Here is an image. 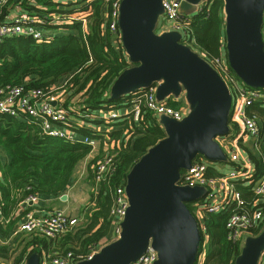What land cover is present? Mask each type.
<instances>
[{
  "label": "trees",
  "instance_id": "1",
  "mask_svg": "<svg viewBox=\"0 0 264 264\" xmlns=\"http://www.w3.org/2000/svg\"><path fill=\"white\" fill-rule=\"evenodd\" d=\"M84 1L81 0V10L91 12L85 32L82 25L77 23L66 26L67 29L62 30L61 34L57 33L50 41L43 43L23 35L6 37L0 42V89L24 85L26 89L41 88L56 93L62 90L65 97L61 106L77 120L74 130L78 137L98 138V133L89 128L88 122L104 123L100 112L117 109L128 98L125 95L111 99V87L124 70L136 63L128 59L121 40L107 27L105 13L110 10V4L104 0ZM34 2L35 5H32L31 0H10L4 7L3 16L9 17L18 12V6L30 13L55 10L59 6V1L55 0ZM224 6L225 0H209L201 11L190 15L196 45L209 57L226 52ZM168 103L175 108L182 106L181 102H172L170 99ZM248 110L258 114L264 134V101L254 103ZM130 120L131 123L119 122L121 128L131 129L130 137H126L123 130L112 134V137L121 141L120 148L115 149L116 168L106 181L97 185V193L93 194L96 208L82 232L87 236L82 241L78 239L81 243L79 250L74 247L65 250L83 253L111 240V209L115 189L126 183L129 171L148 149L166 136L159 117L146 107H143L140 121ZM0 148L9 157L7 163H0V202L6 217H12L6 225L0 221L1 237L12 236L23 215L18 206L27 192H22L18 187L31 184L33 191L39 195H61L72 184L77 166L92 151V146L87 143L44 135L39 121L25 114L1 112ZM251 156L262 173L261 159L253 154ZM95 161L93 159L89 165L92 179L91 166ZM16 209L18 212H15ZM228 218L227 212L206 216L208 241L206 256L201 264H235L241 248L229 238L226 225ZM51 242L30 236L15 264L24 260L25 254L28 259L34 252L42 253ZM203 242L199 255L204 250ZM0 249L3 247L0 246Z\"/></svg>",
  "mask_w": 264,
  "mask_h": 264
},
{
  "label": "water",
  "instance_id": "2",
  "mask_svg": "<svg viewBox=\"0 0 264 264\" xmlns=\"http://www.w3.org/2000/svg\"><path fill=\"white\" fill-rule=\"evenodd\" d=\"M201 0H184V14L197 13ZM226 54L229 66L248 86L264 88V0H225ZM163 0H122L119 27L123 47L135 66L111 87V99L156 86L159 100L185 95L183 120L159 117L166 136L133 165L126 179L129 207L120 236L78 264H133L149 244L158 251L154 264H195L203 240L188 203L204 194L181 186V172L198 155L224 162L216 137L228 135L233 95L219 73L182 42L178 31H156ZM66 198V194L63 195ZM264 231L248 237L235 264H258ZM39 252L26 264H40Z\"/></svg>",
  "mask_w": 264,
  "mask_h": 264
},
{
  "label": "built area",
  "instance_id": "3",
  "mask_svg": "<svg viewBox=\"0 0 264 264\" xmlns=\"http://www.w3.org/2000/svg\"><path fill=\"white\" fill-rule=\"evenodd\" d=\"M10 0H0V42L6 37L23 35L34 38L37 42L50 41L66 26L81 24L83 32L87 28L90 11L81 10V0H55L59 6L55 10L41 13L19 11L9 17L3 16L4 7ZM93 0H85L91 2ZM110 4V10L105 13L108 19L107 27L117 39L122 35L119 27L120 6L122 0H104ZM184 0H163V14L160 17L161 30L178 31L182 35V42L190 46L205 58L219 73L233 95L230 131L227 136L216 137V141L223 149L227 159L216 162L204 155L197 156L189 169L181 172L178 184L188 187H200L204 194L197 200L191 201L190 209L195 216L202 233L203 247L208 241L205 219L209 214L227 212L229 218L227 228L229 238L244 247L246 239L256 237L264 231V134L260 117L248 109L258 101H264V90L245 84L231 69L226 52L220 56L209 57L196 45L191 29V16L184 14L181 6ZM201 0L197 5V12L208 3ZM35 5L34 0H31ZM123 46V43H122ZM124 48V47H123ZM126 53V51H125ZM132 98L131 109L125 116L138 122L142 118L143 107L156 114L169 116L175 120H183L188 113V107L175 108L167 100H159L156 96V86L142 89ZM63 96L41 88L26 89L24 85L8 86L0 89V112L10 115L25 114L39 121L44 135L62 138L67 141L87 143L95 148L97 138L78 137L74 130L75 118L61 104ZM102 119L106 122L120 119L123 112L117 109L101 111ZM224 147H227L225 150ZM251 154L261 159L263 172L260 173ZM117 151L108 150L105 155L96 159L91 166L95 187L106 181L115 171ZM260 173V174H259ZM27 196L20 202L19 208L23 215L18 222L12 237L34 236L56 241L67 233L72 232L78 224V218L65 210H53L41 213L37 208L40 195L33 191L31 184L18 187ZM126 183L119 185L113 195L111 209L112 225L111 241L116 240L122 231L121 223L129 207ZM12 217H6L0 202V221L7 224ZM97 249L77 253L73 250L59 252L42 251L40 264H78L82 260L90 259L105 244ZM240 250V251H241ZM241 253V252H240ZM158 259V251L151 245L133 264H154ZM27 261V258H25ZM258 264H264V251Z\"/></svg>",
  "mask_w": 264,
  "mask_h": 264
},
{
  "label": "crops",
  "instance_id": "4",
  "mask_svg": "<svg viewBox=\"0 0 264 264\" xmlns=\"http://www.w3.org/2000/svg\"><path fill=\"white\" fill-rule=\"evenodd\" d=\"M13 14V13H12ZM159 28H161V21L158 23ZM67 28L64 29V31ZM58 34L62 33V30H58ZM36 41V40H35ZM37 42V41H36ZM43 43V42H37ZM128 58V57H127ZM129 59V58H128ZM57 93H64L62 90ZM136 95V94H134ZM61 96V95H59ZM63 98L65 97L62 94ZM172 102H181L187 103L185 95L175 97L172 96L169 98ZM168 102V99H167ZM128 104L121 105L122 107H118L117 110L119 112H123V116L120 119L112 120L109 122H88L89 128L96 131L98 133V144L95 148L92 149L90 154L84 159L86 161H92L94 158H100L107 153L108 150L119 149L121 146L120 139L116 137H112L114 131L123 130L125 135L128 134L129 128H121L120 121L129 122L131 120L129 117L125 116L130 112V106ZM188 105V103H187ZM188 107V106H187ZM120 122V123H119ZM160 122V121H159ZM82 123H86L83 122ZM9 161L8 155L0 148V163L5 164ZM87 172L81 171L79 178H77L74 174V178L72 184L63 192L61 195H43L40 194V202L37 205V208L41 213H47L53 210H65L70 213L72 216L77 217L79 219V223L75 227V229L68 233L66 236H62L56 241H52L50 245H48L47 249H43V251H51V252H59L63 251L67 248L74 247L75 249H80V240L85 239L87 236L82 234L85 227H87L89 222V217L91 216L93 210L96 208V199L93 197V194L97 193V187H95V182L90 177L89 170ZM89 173V174H88ZM0 177L1 172H0ZM90 180L92 183H90ZM89 187V188H88ZM91 189V193L89 192ZM66 194V198H63V195ZM18 212V209L15 210ZM72 237V239H68V237ZM26 238V241L24 242ZM30 236H22L19 238L12 237L11 235H5L3 237L0 236V246L3 249H0V262L2 264H15V260L21 254L23 249L26 247V243L29 241ZM66 239H68L66 241ZM32 246H29L31 248ZM13 250H17V254L11 255ZM26 255V254H25ZM24 255V260H20L17 264H26V256Z\"/></svg>",
  "mask_w": 264,
  "mask_h": 264
},
{
  "label": "rangeland",
  "instance_id": "5",
  "mask_svg": "<svg viewBox=\"0 0 264 264\" xmlns=\"http://www.w3.org/2000/svg\"><path fill=\"white\" fill-rule=\"evenodd\" d=\"M205 1V0H204ZM198 5V4H197ZM156 31L158 32V33H162V30L159 28V26L157 25V29H156ZM263 31H264V27H263ZM59 95H62L63 93H58ZM133 94V93H132ZM132 94H129L128 95V98H126L125 100H124V102H122V105H124V103L125 104H128L127 106H130V105H132ZM188 105H187V103H182V106L180 107V108H182V107H187ZM120 107H122V106H120ZM131 107V106H130ZM130 131H131V129H130ZM130 131L128 132V134L126 135V137H130L131 136V134H130ZM121 143V142H120ZM224 149L226 150L227 149V147H224ZM95 160L97 159V158H94ZM91 164V161H86V160H83L82 162H80V164L77 166V168H76V171H75V176L77 177V178H79V176H80V172L81 171H84V172H87L86 170H89V165ZM89 173H90V170H89ZM88 173V174H89ZM90 183H92L91 182V180H90ZM89 188V187H88ZM89 192L91 193V189H89ZM78 223H79V219H78ZM26 241V238H25V240H24V242ZM14 254H17V250H13V252H12V254L11 255H14ZM205 256H206V254H205V251H203V252H201L200 253V255H199V259H198V262H197V264H201L203 261H204V258H205ZM0 264H2V262H0ZM9 264V263H8Z\"/></svg>",
  "mask_w": 264,
  "mask_h": 264
}]
</instances>
